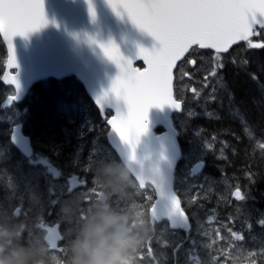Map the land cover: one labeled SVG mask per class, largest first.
Wrapping results in <instances>:
<instances>
[{
  "label": "trees",
  "instance_id": "1",
  "mask_svg": "<svg viewBox=\"0 0 264 264\" xmlns=\"http://www.w3.org/2000/svg\"><path fill=\"white\" fill-rule=\"evenodd\" d=\"M256 40L264 42V32ZM194 54L191 58L198 60ZM5 60L0 37V247L10 249L13 244L1 235L3 230L7 236L17 237V220L31 215L36 223L48 210H60V201L51 200V193H65L61 175L82 172L86 166L123 165L108 145L105 120L73 77L38 82L21 104L7 108L5 101L13 90L1 83ZM221 63L223 69L210 77V82L216 80L212 99L196 104L195 98L191 105L195 113L187 116L184 111L176 117L179 142L186 152L188 143L195 140H216V146L202 157L205 166L211 167L209 175L221 178L217 175L220 169L222 179L236 181L249 196L264 200V48L238 46L222 56ZM183 65V69H192L188 62ZM177 79L176 96L184 101L186 110L191 99L178 89L184 82ZM193 79L186 82L187 93L195 85ZM17 122H22L31 139V158L11 143V127ZM56 171L60 178H55ZM13 184L16 197L5 191ZM16 207H20V216L15 218ZM221 210L225 213L226 203Z\"/></svg>",
  "mask_w": 264,
  "mask_h": 264
},
{
  "label": "water",
  "instance_id": "2",
  "mask_svg": "<svg viewBox=\"0 0 264 264\" xmlns=\"http://www.w3.org/2000/svg\"><path fill=\"white\" fill-rule=\"evenodd\" d=\"M44 6L49 23L27 36L17 35L13 38L18 67L9 68L6 60L1 82L4 86H12L15 90V95L12 96H16L15 84L9 83V80L17 74L20 89L17 99L11 100L9 98L12 96H9L6 105L10 106L13 102L21 103L31 87L42 80L76 77L103 118L107 110H111L113 115L118 110L126 112V102L111 91L113 81L120 75V68L104 54L100 44L114 42L125 58L134 61L133 67L139 68L136 67L138 63L143 65L142 69L139 68L142 71L147 65L140 56L141 48L157 50L162 46L160 41L134 24L126 10L120 9L121 14H117L109 0H91V3L89 0H44ZM93 7L95 16L91 11ZM0 36L6 47L8 59L10 55L8 41L2 34ZM242 43L245 42L234 45L228 52L219 53L227 54ZM201 50L216 52L211 49ZM187 54L185 53L173 68L174 99V72ZM13 70H16V73H13ZM101 97L104 98L103 108L98 103ZM179 103L181 104L179 111L169 104L154 105L149 109V129L136 144L134 153L131 145L120 139L108 123L113 115L107 121L109 127L107 139L111 148L141 187L148 184L155 189L156 197L159 199L157 213L161 219H167L170 225L171 217L168 213L172 212L171 200L167 194L159 197L158 192L161 188L172 189L174 192V175L181 159V148L172 117L182 111V103ZM159 127H162L164 132L156 134L155 131ZM11 141L26 157L30 158L33 155L31 140L23 133L22 124L12 128ZM200 164L199 169L204 165L202 162ZM77 179L78 177L71 179L72 186ZM104 200L101 195L100 201ZM151 216L153 219L152 211ZM188 227L189 223L187 227L172 228ZM47 239L50 243H55L58 239V230L53 228Z\"/></svg>",
  "mask_w": 264,
  "mask_h": 264
},
{
  "label": "snow or ice",
  "instance_id": "3",
  "mask_svg": "<svg viewBox=\"0 0 264 264\" xmlns=\"http://www.w3.org/2000/svg\"><path fill=\"white\" fill-rule=\"evenodd\" d=\"M109 3L117 14H121L120 9L126 10L134 24L151 33L162 45L154 51L141 48L140 56L147 65L141 71L133 67L134 61L125 58L114 42L100 44L104 54L120 68V75L113 81L111 91L127 104V111L118 110L108 123L120 139L131 145L133 153L136 144L149 129L151 107L169 104L178 111L181 109V104L173 98L172 81L173 68L185 53L196 48L228 52L240 42H246L250 48H264V42L253 43L251 39L264 32V0H109ZM91 11L95 16L94 7ZM48 23L44 0L0 2V34L9 44V68L18 67L13 38L27 36ZM188 63L195 65L196 61ZM223 67L222 63H217L210 75L215 76L216 71ZM9 83L15 84L18 95L20 83L17 74ZM17 95L9 99L16 100ZM98 103L103 108L104 98L101 97ZM200 167V163L194 165L193 173ZM72 193L70 190L68 195ZM158 194L159 197L167 194L171 200L172 212L168 213L171 226L187 227L188 216L172 189L161 188ZM233 195L240 201L246 198L240 188H236ZM158 203L157 198L151 209L154 222L161 219L157 213ZM258 223L264 226V219ZM248 227L251 228V225ZM228 231L237 241L244 240L242 233ZM190 243L193 248L197 245L195 239L190 238ZM148 251L150 253V249ZM261 254H264V248ZM210 264L216 262L211 261Z\"/></svg>",
  "mask_w": 264,
  "mask_h": 264
},
{
  "label": "flooded vegetation",
  "instance_id": "4",
  "mask_svg": "<svg viewBox=\"0 0 264 264\" xmlns=\"http://www.w3.org/2000/svg\"><path fill=\"white\" fill-rule=\"evenodd\" d=\"M86 167L82 172H70L64 176L63 195L52 194V198L61 202L63 210H48L44 218L36 223L31 215L16 221L18 236L12 235V249H6L0 260L7 262L18 253L27 251L42 260L43 264H74L75 248L79 243L94 246L107 236L110 241L118 237L139 240L138 246L128 250L124 264H200L201 261L204 264L211 261L216 264H264V254H261L264 243L259 242L264 238V226L254 221L264 219V200L249 196L240 201L234 200L231 195L225 199L224 213L215 201L217 194L212 195L208 207L210 216H214L212 223L216 224L215 228L223 230L222 226L234 224V218L247 222L246 227H241V223L236 227L244 235V240L230 238L235 241L230 242V248L226 249L222 248L228 243L223 231L220 236L213 237V243L209 242L212 238L205 231V226L196 221V202L187 212L190 228L173 230L166 220L154 222L150 214L155 201L152 188L140 190L138 184L128 178L130 175L124 166H113L120 167L117 172L112 171L111 166H102V169ZM209 170L210 166L203 167L204 172ZM73 175L79 176L85 184L71 189L69 179ZM90 175H95L96 184H91ZM116 177L120 180H115ZM117 182L119 184L115 186ZM230 183L235 189L236 181ZM70 190L73 193L68 195ZM100 193L105 194L104 205L99 202ZM105 217H111L112 222L106 225L104 232L89 235L93 228L104 225ZM53 228L58 230V239L50 243L47 235ZM190 238L197 241L195 248ZM178 245L182 246L178 248Z\"/></svg>",
  "mask_w": 264,
  "mask_h": 264
},
{
  "label": "rangeland",
  "instance_id": "5",
  "mask_svg": "<svg viewBox=\"0 0 264 264\" xmlns=\"http://www.w3.org/2000/svg\"><path fill=\"white\" fill-rule=\"evenodd\" d=\"M252 41L253 43H259L257 40H254V39H252ZM197 57L199 58L198 60H200L199 65L197 63L198 60L196 59L197 60L196 65L191 70L186 68L184 72L183 70L179 71L180 78L183 80V82L184 80L186 81L187 78H192L193 77L192 73H194L193 81L195 82L194 83L195 85L189 88V91H190L189 93H187L186 88H185L186 85L184 83L181 84V86L179 87V90L181 89L182 92H185V96L190 97L191 99L190 102H188L189 104H187L188 106L186 107V110H185V112H187V116L192 115V113H195V110L191 109L193 108L191 106L193 103L192 102L193 99L198 98V99H195L196 101L194 100L196 104H198L197 101H200V100L208 101L212 99L213 97L212 90H213V87H215L214 82L216 83V80L213 79V81L210 82L211 81L210 77H215L217 75V71H216L215 76L210 75V73L214 70V67L217 65V63H221V59H222L221 56H218L217 54H214V53L200 54V55H197ZM217 140H219L218 137H217ZM215 146H216V140L210 137L202 138L200 140H195L192 143H188L189 150L183 154V161L178 171L177 179L179 183L177 184V189L182 197V200L188 207V209L193 207L196 202V211H195L196 221L200 225L205 226V231L208 232L207 233L208 236L212 238L209 242L213 243L214 241L213 237L220 236L221 231H223L226 237L224 239L228 243L222 248L228 249L231 246L230 242L235 241V239L233 240L230 239V238H234V236H232L228 230L231 229V232L239 233V229L236 228L237 224L241 223L240 224L241 227H246L247 222L245 220L239 221V220H236V218H234L232 220L234 224L230 223L227 227L222 226L223 230L220 231L218 227L215 228L216 224L212 223L214 222V216H210L209 214L211 213V210L208 207V203L212 199L211 192L213 188L211 186L215 185L218 188L217 189L218 198L215 201L224 210L225 199L228 197V195L231 196L232 194V190L229 191L230 183L222 180L223 175H219L221 174V170L217 174L221 176V178L219 179H214V177L213 178L209 177V174H207L204 171H200L197 173L192 172L194 165H196L199 161H203L202 157L205 155V153L211 148H214ZM41 162L45 164L44 160ZM89 168L93 169L94 166H89ZM50 170H54V169L51 168ZM214 173L216 174L217 172H214ZM55 178H58V174L55 175ZM89 179H90L91 184H93L95 183L94 181L96 177L95 175H90ZM117 179L118 178L116 177L115 180ZM51 185L55 186V183L52 182ZM12 186L13 188H6L7 190L5 191H8V194H7L8 196H10L9 193H11V196L16 197V195L14 194L16 193L17 189L14 190L15 188L14 184ZM98 186H99V183L97 184V187ZM60 207H62V205H60ZM260 220L261 219L259 218L254 219L255 222L260 221ZM1 235H3L4 238H6L9 241H11L12 239V237H8L6 233H1ZM259 242L264 243V238L262 241H259ZM35 244H38V243L35 242ZM1 251L2 249H0V254H1ZM3 251L5 250L3 249Z\"/></svg>",
  "mask_w": 264,
  "mask_h": 264
},
{
  "label": "clouds",
  "instance_id": "6",
  "mask_svg": "<svg viewBox=\"0 0 264 264\" xmlns=\"http://www.w3.org/2000/svg\"><path fill=\"white\" fill-rule=\"evenodd\" d=\"M111 222V217H105L104 225L96 226L89 235L103 233L106 225ZM138 244L139 240L135 237H118L110 241L104 236L94 246L82 242L75 248L74 264H124L128 250L134 249ZM0 264H43V262L34 254L24 251L7 262L0 261Z\"/></svg>",
  "mask_w": 264,
  "mask_h": 264
}]
</instances>
